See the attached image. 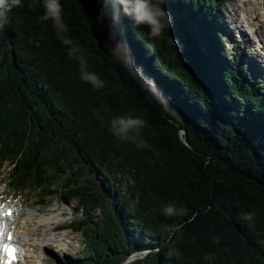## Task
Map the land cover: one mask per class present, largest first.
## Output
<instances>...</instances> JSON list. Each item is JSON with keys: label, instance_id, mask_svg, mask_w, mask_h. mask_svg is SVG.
<instances>
[{"label": "trees", "instance_id": "1", "mask_svg": "<svg viewBox=\"0 0 264 264\" xmlns=\"http://www.w3.org/2000/svg\"><path fill=\"white\" fill-rule=\"evenodd\" d=\"M28 2L0 29V164L17 163V188L29 180L44 196L90 202L78 185L51 186L75 163L97 164L125 175L136 200L135 222L103 221L77 264H123L144 249L147 264H264V84L227 60L212 1L162 0L172 27L150 39L117 14L116 0H60L70 46ZM117 41L130 52L128 67L112 58ZM69 47L103 88L80 79ZM120 115L146 121V148L108 130ZM169 203L186 215H162ZM176 223L183 228L172 232Z\"/></svg>", "mask_w": 264, "mask_h": 264}, {"label": "clouds", "instance_id": "2", "mask_svg": "<svg viewBox=\"0 0 264 264\" xmlns=\"http://www.w3.org/2000/svg\"><path fill=\"white\" fill-rule=\"evenodd\" d=\"M119 5L118 15L128 17L135 26L148 29L150 39L160 38L165 31H170L172 27L171 17L162 7V0H116ZM22 0H0V29L8 24V13L14 7H20ZM43 9L42 21L51 20L56 31L57 38L66 46L73 42L66 36L67 25L63 20V8L60 0H29L28 7L35 9L37 6ZM169 46L179 47V42L175 39L168 40ZM79 49L69 47L68 54L70 59H76L80 69V79L90 84L94 89L99 90L105 86L104 81L94 72L88 70L86 60L78 55ZM112 58L125 67L131 64L130 52L122 42L117 41L112 48ZM146 126V121L131 115H120L109 121L108 130L122 141H131L137 149L146 148V142L141 138V130ZM187 209L183 206H177L175 203H169L161 208V214L168 218L183 217ZM245 218L251 219V214ZM183 228L182 223H176L172 226V232H179ZM171 239V234L169 235ZM209 257L205 256V259Z\"/></svg>", "mask_w": 264, "mask_h": 264}, {"label": "rangeland", "instance_id": "3", "mask_svg": "<svg viewBox=\"0 0 264 264\" xmlns=\"http://www.w3.org/2000/svg\"><path fill=\"white\" fill-rule=\"evenodd\" d=\"M220 6H218V10L223 12L224 18H225V23H229V17L228 14L232 17L231 14H233V18H235V14L237 13V2L238 0H213V3H222ZM241 5L243 6V11L242 13H246L249 16L253 17V21L259 25V24H264V13L262 10V7L258 4V0H241ZM235 8V11L233 8ZM223 18V19H224ZM236 22H238L237 19H235ZM262 26V25H261ZM255 31V30H254ZM252 29L250 30V39L253 41V44H250L249 42L243 41L240 42L239 36L235 37V40L231 38L230 35H226L225 39L227 41V47H228V52H229V57L233 58L235 54H238L237 59L235 58L236 63H233L234 65H244L248 66L249 61H247L244 58H252L253 60L255 57H257V60L259 61L260 65H264V51H258L257 48L255 47V41L259 40V37L261 35L264 36V25L262 31H259L258 33L254 32ZM253 45V46H252ZM245 56V57H244ZM261 56L263 57L261 59ZM263 61V62H262ZM234 68V66H233ZM249 69L250 75L249 79L252 81V79H255V72L251 68L247 67ZM260 72L259 75L262 77V83H264V69L263 70H258ZM11 170V167L9 163H6L2 169H0V204L6 205L9 202H13L17 204V209L22 210L26 209V214L24 217L29 220L31 229L36 228L37 224H39L40 218L43 217L42 215H39L36 213V210L39 208L36 207L37 200L35 196L30 192V188L26 189L25 191H20L17 196V200L15 199V194L14 192L8 187L9 181H8V174ZM94 177L96 175L93 173L92 174ZM123 178V180L126 181L127 185L129 187H132L131 182L129 179L124 175L119 174ZM78 177V171L75 172V175L70 176L69 178L66 179L67 182H71L75 180ZM83 181L86 183L88 187L92 189H97L102 192L106 191L108 189L107 185H102V182L100 180L94 179H88L87 174L82 175ZM60 184L58 185V187ZM51 206V210H55V214H50L48 210L44 211L47 217H52L54 219L52 224H65L66 226L70 225L73 220H78L80 219L83 214L82 213H77L76 207H78V203L74 202L70 207L62 205V202L60 201L59 198H53L50 200L48 207ZM61 212H63L61 214ZM95 215H101L102 210L94 212ZM52 224H46L45 229L48 231L46 234L47 240L53 241V249L55 250L54 254L61 259L63 264L67 262V259H76L78 258L81 254L84 253L85 251V244L87 243V240L83 234H74L72 231H67V232H59V233H53L50 231ZM56 234L58 235L56 237ZM66 235L65 238L61 239L60 236ZM48 249H52L51 247H47ZM45 248V249H47ZM63 251H70L71 255L70 256H64ZM58 252V255L57 253ZM142 252L138 253L137 258L135 261L131 264H147L144 259L146 257V253L141 254ZM41 255L44 257L46 255L47 257L45 258L46 264H57V260L55 258H52V260L48 257L51 256L46 250L41 249ZM137 255V254H136ZM129 259V258H128ZM126 259L125 261H127ZM137 261V262H136Z\"/></svg>", "mask_w": 264, "mask_h": 264}, {"label": "bare ground", "instance_id": "4", "mask_svg": "<svg viewBox=\"0 0 264 264\" xmlns=\"http://www.w3.org/2000/svg\"><path fill=\"white\" fill-rule=\"evenodd\" d=\"M239 1H240V0H238L237 4L239 3ZM259 5H260V6L262 5V4H261V0H259ZM234 11H235V10H234ZM231 15H232V17L230 16V14H228L229 22H230L231 24H233V25L236 24V27H235V28L241 30V28H243V23H242V21L238 19V22H236V21H235V18H233V14H231ZM234 17H235V16H234ZM247 23H248V25H249L250 27L256 29V33H258L259 31H262V29H263V26H261V27H259V28H256V27H255L256 25H255V23H254L252 17H250V18L247 20ZM228 25H229V23H225V26H226V30H227V31H228V28H229ZM242 31L244 32V34H245L246 36H248L246 30H242ZM260 47H261V46H260ZM262 47L264 48V44H262ZM47 247H48V246H44V249L47 248ZM27 254H30V252H27Z\"/></svg>", "mask_w": 264, "mask_h": 264}, {"label": "snow or ice", "instance_id": "5", "mask_svg": "<svg viewBox=\"0 0 264 264\" xmlns=\"http://www.w3.org/2000/svg\"><path fill=\"white\" fill-rule=\"evenodd\" d=\"M8 214H10V213H8ZM0 237H3L2 231H0ZM9 239H11V237H9ZM3 250L7 253L8 256L12 257L13 259L15 258V252H16L15 248L10 247L8 245H4Z\"/></svg>", "mask_w": 264, "mask_h": 264}]
</instances>
